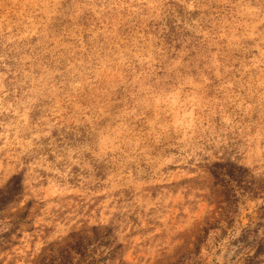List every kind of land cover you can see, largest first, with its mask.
I'll return each instance as SVG.
<instances>
[{
  "label": "rangeland",
  "instance_id": "rangeland-1",
  "mask_svg": "<svg viewBox=\"0 0 264 264\" xmlns=\"http://www.w3.org/2000/svg\"><path fill=\"white\" fill-rule=\"evenodd\" d=\"M63 248L264 264V0H0V264Z\"/></svg>",
  "mask_w": 264,
  "mask_h": 264
},
{
  "label": "trees",
  "instance_id": "trees-1",
  "mask_svg": "<svg viewBox=\"0 0 264 264\" xmlns=\"http://www.w3.org/2000/svg\"><path fill=\"white\" fill-rule=\"evenodd\" d=\"M19 176H17L15 178V182L14 184H18V180H19ZM20 183V180H19ZM12 189H14V186L12 187ZM108 232L104 233H99L98 232V228L96 226L92 227V238L93 240H89V238L87 237H79L77 238V240L72 243L71 247H69L70 249H72L74 251L73 254L80 256L79 259L83 260V258H86V256L90 257L91 255H88V246L91 244H96L95 248H98V246L104 244L106 245L108 243V241H104V238L107 236ZM93 242V243H91ZM113 249H111L108 253H112ZM103 253V252H102ZM102 253L98 254V257L93 258V259H86L87 262L84 264H90L91 261H97L100 262L102 260H105L107 258V255H101ZM76 256H72L68 253V251L64 250H60L59 255L58 256H50L49 258L45 259L42 258L38 261V264H74V260H75ZM78 259V260H79ZM91 260V261H90Z\"/></svg>",
  "mask_w": 264,
  "mask_h": 264
}]
</instances>
